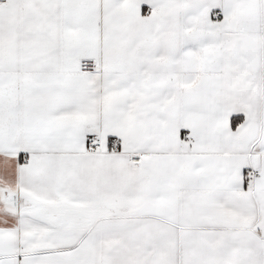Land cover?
Wrapping results in <instances>:
<instances>
[{"label":"snow or ice","instance_id":"1","mask_svg":"<svg viewBox=\"0 0 264 264\" xmlns=\"http://www.w3.org/2000/svg\"><path fill=\"white\" fill-rule=\"evenodd\" d=\"M0 264H264V0H0Z\"/></svg>","mask_w":264,"mask_h":264}]
</instances>
